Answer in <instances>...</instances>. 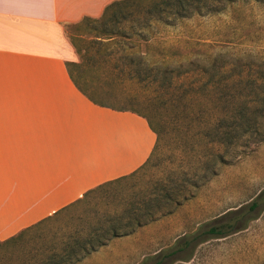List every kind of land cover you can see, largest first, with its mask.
Listing matches in <instances>:
<instances>
[{"label":"crops","instance_id":"obj_1","mask_svg":"<svg viewBox=\"0 0 264 264\" xmlns=\"http://www.w3.org/2000/svg\"><path fill=\"white\" fill-rule=\"evenodd\" d=\"M113 1L0 0L1 264L60 251L73 258L66 264H154L179 237L171 217L118 236L107 221L117 210L108 182L140 167L156 143L145 118L100 105L123 94L100 71V54L113 63L106 56L120 47L69 35Z\"/></svg>","mask_w":264,"mask_h":264},{"label":"rangeland","instance_id":"obj_2","mask_svg":"<svg viewBox=\"0 0 264 264\" xmlns=\"http://www.w3.org/2000/svg\"><path fill=\"white\" fill-rule=\"evenodd\" d=\"M124 9L119 22L105 21L124 36L100 42L95 22L70 28L69 35H83L76 40L80 45H118L106 57L125 67L182 63L187 73L178 75L173 68L171 79L182 80L194 102L193 109L182 106L185 96L174 102L170 78L163 79L161 71L142 83L127 77L110 82L123 93L110 99L112 105L145 111L161 131L151 164L130 179L125 193H160L178 203H168L172 209L159 218L171 217L179 237L152 263L264 264V113L249 112L248 131L218 143L219 76L208 65L221 54L231 67L234 96L248 103L264 95V2L194 0L187 10L159 11L151 1L139 0ZM173 249L178 251L170 256Z\"/></svg>","mask_w":264,"mask_h":264},{"label":"trees","instance_id":"obj_3","mask_svg":"<svg viewBox=\"0 0 264 264\" xmlns=\"http://www.w3.org/2000/svg\"><path fill=\"white\" fill-rule=\"evenodd\" d=\"M139 1V0H116L108 4L105 8L104 14L98 18H90L84 17L82 18V23L89 24V23H98L100 25V42L102 40H109L112 41L117 36H124L125 33L121 31H116L112 28L105 27V21L110 20L112 22H119L120 14H123L125 10L124 7H128L132 5V3ZM153 3V7L158 9L159 11L162 10H176L180 11L181 9H188L189 6L192 5L194 0H148ZM199 1V0H197ZM218 1H225L228 3L233 2L234 0H218ZM264 2V0H261ZM198 8V5H196ZM99 37V36H98ZM103 44V43H100ZM102 54H100L101 57ZM223 56L221 54L215 55L211 58V61L208 62L210 69H214V72L218 73V80L217 84L219 86L218 96H217V105L218 111L215 112L214 120L217 122V141L220 144L226 145L229 142H233L234 136L238 133H245L248 131L246 128V123L249 121V112L255 114L257 112L264 113V95L258 96L249 100L248 103L246 102L245 98H239L234 96L229 90L230 88V81L229 77L231 76V67H228L227 64L221 62V58ZM137 64V63H136ZM127 66L120 65L119 63H105L101 62L100 59V70H104L114 77L113 79H117V83L120 82L119 80L123 79L124 77L127 78H135L138 82L142 83L145 79L148 78L149 74L152 72H159L163 73V79L169 76V87L173 88L174 91L171 93V99L176 100L179 104L180 101L183 100V96L186 97V101L182 104V106H187L186 103L189 104L190 108L193 109L194 102L193 96L188 94V90L185 87V83L180 80L178 83L171 79V74L173 68L177 71L178 75H182L187 73V70H183V64L179 63L175 67L172 66H165L163 68L157 67H145L146 65L141 64L140 66ZM67 65V63H66ZM144 66V67H143ZM127 68V69H126ZM142 68V69H141ZM142 70L145 73L142 74ZM146 70V71H145ZM155 78V76H154ZM115 82V81H111ZM114 84V83H112ZM161 84L163 86L165 84L164 80L161 83H158L157 87ZM95 101V99H92ZM100 105L109 106L118 110H129L132 112L137 113L138 115L142 116L146 119L150 128L156 134V143L153 148L151 155L148 159L135 171L128 175L121 176L119 178L113 179L112 181L108 182L110 186V190L107 194V197L111 198L116 206L114 215H110L107 218V221H110L109 227L111 228V235L118 236L122 234H127L132 232L135 228L148 223L150 221H154L158 219L161 215L165 214L167 211L170 212L172 207L168 206V203H172L177 205V201H167L163 194L160 193H152V192H140L135 191L128 194L125 193L126 185H129L128 182L132 177H134L140 170L147 169L148 165L151 164L152 158L156 153L157 141L160 138V128L158 125L154 123L151 116L145 114L143 110H140L136 107L131 106H122V107H115L111 104L110 99H101L100 98ZM233 109V115L230 113V106ZM191 120V117H189ZM235 132V133H234ZM220 159L222 160L223 157L219 154ZM164 198V199H163ZM164 206V207H163ZM166 207V208H165ZM167 210V211H166ZM160 211V212H158ZM216 229H212L215 232ZM100 244V241H97L95 244H92V247L95 245ZM65 250V249H64ZM65 251L55 252L52 253L50 256L46 258L43 262L39 264H66V262L71 261L73 258L70 257L69 254L64 253ZM31 264V263H30ZM38 264V263H35Z\"/></svg>","mask_w":264,"mask_h":264}]
</instances>
